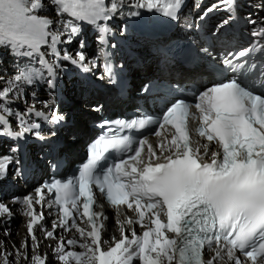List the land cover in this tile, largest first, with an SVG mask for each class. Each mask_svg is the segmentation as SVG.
Instances as JSON below:
<instances>
[{
    "label": "snow or ice",
    "instance_id": "obj_1",
    "mask_svg": "<svg viewBox=\"0 0 264 264\" xmlns=\"http://www.w3.org/2000/svg\"><path fill=\"white\" fill-rule=\"evenodd\" d=\"M51 3L57 16L69 17L63 21L62 32L51 31L53 21L38 14L44 7L43 0H0V47L29 60L28 64L18 66L16 74L0 88V136L19 140L31 133L44 139L39 131L41 125L28 123L24 116L35 114L44 120L49 117L34 107L25 113L13 112L10 105L23 97V85L45 80L43 71L48 74L49 88L56 87V61H70L88 71L82 51H77L74 59L67 51L61 55L57 45L65 34L64 43L78 39L83 23L96 27L99 42L106 45L111 34L107 22L120 11L122 0H112L110 5L106 0H51ZM181 6L182 0H133L131 4L133 9L162 12L173 20H178ZM217 9L234 13L235 0H218L205 10V15ZM139 14L132 10L127 13ZM233 19L230 15L222 20L216 26L217 32ZM251 35L264 39V26L254 29ZM42 46L48 47L56 61L49 63L45 59ZM84 46L85 41L80 40V48ZM101 51L106 57L102 66L104 75L115 83L108 53L105 48ZM256 53H264V45L254 43L238 51H226L221 57L223 72L202 91L175 99L161 116L145 114L130 120L101 122L102 132L88 145L87 160L72 176L43 186L54 194L49 203L58 208L60 226H67L71 220V226L84 240L79 245L84 249L82 252L65 251L64 245H59L58 259L63 264L70 260L76 264H135L137 260L139 264H214L225 259L226 264H264V60L259 64L248 60ZM33 61H38L40 68L31 67ZM149 87L144 85L143 91L147 92ZM44 103L52 108V102ZM52 113L51 123L64 119L55 108ZM13 115L19 131H13L9 125V117ZM125 130H135L139 135L122 134ZM145 130L159 138L155 146L142 134ZM194 135L197 139H193ZM112 151L117 155L108 162ZM9 163L10 157H0V177L6 175ZM43 188L35 190V203L44 199ZM97 192L113 208L126 206L134 210L137 219L127 218L124 223H137L144 231L137 235L133 230L129 238L121 225V238H113L114 245L104 250L102 244L106 241H102L101 231L102 220L107 217L94 210ZM33 202L31 195L22 201L26 205L25 214L30 217L28 233L35 239L34 226L43 217L36 214ZM0 213L10 215L8 206L0 204ZM74 213L87 218L88 229L77 225ZM52 235L47 233L49 237ZM206 249L213 253L207 260ZM237 252L246 260H241ZM33 261L46 264L38 256ZM4 264H8L6 258Z\"/></svg>",
    "mask_w": 264,
    "mask_h": 264
},
{
    "label": "bare ground",
    "instance_id": "obj_2",
    "mask_svg": "<svg viewBox=\"0 0 264 264\" xmlns=\"http://www.w3.org/2000/svg\"><path fill=\"white\" fill-rule=\"evenodd\" d=\"M43 13L47 16L51 15V11L53 6L47 2V0H43ZM259 4V6H256ZM254 7L255 10L261 12V15H264V0H256L255 5H250V7ZM54 23L56 21L61 22V18L57 17L53 19ZM68 50L70 47L68 46ZM15 63V56H13L10 51L6 48L0 47V88L6 86V82L9 78L15 75L17 69ZM13 71V74H9V72ZM179 72H177L178 74ZM179 75H181L179 73ZM186 75V74H184ZM67 81V80H66ZM32 87L34 90H37L38 84L33 83L32 85H28ZM23 87V86H22ZM41 91V87L38 86V90L35 91L36 99L32 98L30 100L27 91L23 92L22 100L31 107L39 108L41 107L40 102L44 100L45 95ZM50 91V90H49ZM64 94L63 100L59 98H55V102H59L62 104L60 107L61 114L65 115V117H72L71 120L73 124L71 128L73 129V134H79L81 138L72 142V145L68 147V153L71 155L78 149L79 145H81L82 137L84 138L86 132V120L94 115V111L90 109V105L94 104V102L102 103L105 100H108L107 94H103V90L98 91L97 94L92 92L87 93H77L73 88L68 87V81L65 82L64 88L61 90ZM39 99V100H38ZM47 100H45L46 102ZM33 103V105H32ZM20 108L15 101L10 105V107ZM149 141L155 146L157 140L159 138L155 136H148ZM194 139V138H193ZM203 142V141H202ZM159 152V150H157ZM6 152H1V154H5ZM146 155V153H145ZM34 156V153H33ZM12 163H9L11 165ZM39 171L46 173V167L39 166ZM11 169L8 167L7 174L10 178ZM1 193V191H0ZM12 194V193H11ZM16 195V194H14ZM11 195H3L0 197V204L7 205L10 210L9 214L0 213V264H4V259L6 258L8 264H34L33 257L38 256L41 259L46 261V264H63L62 261L58 259L60 255L58 251V247L60 244L64 245L65 251H76L82 252L84 251L79 245L84 243V240L80 237L79 233L76 231V228L71 226V222H68L67 226H60L59 219L55 218L53 214V210L51 208L45 209L42 211L44 217L37 225L34 226L33 235L35 239H33L32 235H29L27 230V224L30 220V217L25 214L26 205H21L19 202H14L10 198ZM34 210L37 215L40 214V207L38 205L34 206ZM102 211L106 219L102 220L104 225L103 230L101 231L102 241H106V243L102 244V248L107 250L110 248V245L115 243V240L120 237V228L123 225L126 234L127 228H131V224H126L124 221L134 215L128 214L127 217L124 216H115L111 210V208L100 209L97 212ZM117 221H120L118 224ZM135 221V220H134ZM77 225L81 228L88 229V223H85L81 220H76ZM147 223V221H146ZM56 224V227L53 225ZM138 225L137 223H134ZM43 227L42 230H40ZM67 228V230H66ZM138 234H141L144 229L139 225L135 228ZM48 232H52L53 235L51 237L47 236ZM114 236L115 240H112ZM171 236V235H170ZM38 237H40L41 241H39ZM75 239L77 243L68 244V240ZM43 253L45 255L43 256ZM213 253L211 251L205 250L204 259H209ZM68 264H76L74 260H70ZM135 264H139L137 260ZM214 264H226L225 260H218L214 262Z\"/></svg>",
    "mask_w": 264,
    "mask_h": 264
},
{
    "label": "rangeland",
    "instance_id": "obj_3",
    "mask_svg": "<svg viewBox=\"0 0 264 264\" xmlns=\"http://www.w3.org/2000/svg\"><path fill=\"white\" fill-rule=\"evenodd\" d=\"M251 1V4L252 5H255V1L256 0H250ZM256 6H259V4H256ZM43 11V10H42ZM38 14H40V15H45L44 13H38ZM51 15L53 16L54 14L51 12ZM52 17H50V19H51ZM57 18V16L56 17H53V19H56ZM9 74H13V71L11 72H9ZM16 74V73H15ZM29 96V95H28ZM30 98V100L32 99L31 97H29ZM15 100H19L18 98H16ZM14 100V101H15ZM17 101H15V103H16ZM27 105L29 106V104L27 103ZM32 105H33V103H32ZM1 153V152H0ZM10 178H12V176L10 175ZM13 195H11L10 197H8V198H10L11 199V197H12ZM43 229V227L40 229V230H42ZM38 239H39V241H41V239H40V237H38ZM45 255V253H43V256Z\"/></svg>",
    "mask_w": 264,
    "mask_h": 264
}]
</instances>
